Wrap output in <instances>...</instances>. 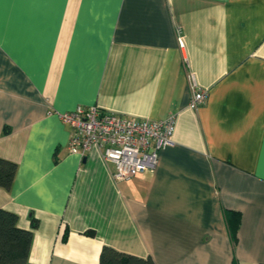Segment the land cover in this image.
<instances>
[{
  "label": "crops",
  "instance_id": "1",
  "mask_svg": "<svg viewBox=\"0 0 264 264\" xmlns=\"http://www.w3.org/2000/svg\"><path fill=\"white\" fill-rule=\"evenodd\" d=\"M185 43L179 45V37ZM208 91L197 108L195 90ZM176 118L155 169L116 180L60 114ZM0 207L33 264H264V0H0Z\"/></svg>",
  "mask_w": 264,
  "mask_h": 264
},
{
  "label": "built area",
  "instance_id": "2",
  "mask_svg": "<svg viewBox=\"0 0 264 264\" xmlns=\"http://www.w3.org/2000/svg\"><path fill=\"white\" fill-rule=\"evenodd\" d=\"M179 45L184 48L183 38ZM208 91L195 90L191 107L197 108L207 98ZM72 133L69 149L84 156L92 148H99L105 160L115 165L116 180H128L148 169H155L159 152L174 142L176 118L140 120L124 116L98 106H78L60 114Z\"/></svg>",
  "mask_w": 264,
  "mask_h": 264
},
{
  "label": "trees",
  "instance_id": "3",
  "mask_svg": "<svg viewBox=\"0 0 264 264\" xmlns=\"http://www.w3.org/2000/svg\"><path fill=\"white\" fill-rule=\"evenodd\" d=\"M18 165L16 162L0 158V187L11 189ZM19 216L0 207V264H33L30 262V249L34 229L39 220L31 216V228L18 225ZM100 264H155L151 258L143 259L120 252L112 247L102 249Z\"/></svg>",
  "mask_w": 264,
  "mask_h": 264
}]
</instances>
